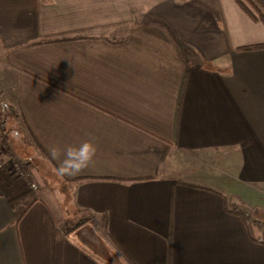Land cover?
<instances>
[{
    "label": "crops",
    "instance_id": "1",
    "mask_svg": "<svg viewBox=\"0 0 264 264\" xmlns=\"http://www.w3.org/2000/svg\"><path fill=\"white\" fill-rule=\"evenodd\" d=\"M261 42L237 0H0V103L48 154L35 192L0 171V264H264Z\"/></svg>",
    "mask_w": 264,
    "mask_h": 264
},
{
    "label": "rangeland",
    "instance_id": "2",
    "mask_svg": "<svg viewBox=\"0 0 264 264\" xmlns=\"http://www.w3.org/2000/svg\"><path fill=\"white\" fill-rule=\"evenodd\" d=\"M105 33L107 34H112L110 35L111 37H115L113 34L114 32L111 31V30H106L104 31ZM48 41H51L50 39ZM2 77V76H0ZM4 92L3 90H0V96L3 95ZM2 104V103H0ZM3 111L4 112H7L8 114H10V111H15V113H17V117L19 118V114L18 113V110L8 104V103H4L3 102ZM8 117V121L5 122V121H0V145L2 143V141L4 142V138L6 137V135H8V132L9 130L11 129V126H12V122H13V119L11 117V115H8L6 116V119ZM21 118V117H20ZM17 120H20V119H17ZM4 135V137H3ZM22 134L19 133V130L18 129H13L12 131L10 130V138L11 140L9 142L5 141L6 142V145H7V149H5V152L2 151L0 149V164H6L5 166L7 168H0V171H2L3 173L7 174L9 177H11L9 175V173L7 172L8 170V164L10 165V161H11V157L9 156V152H11V154L14 155V160H21V162H23L24 164H27V169L31 172V176L29 177L31 179V182H36V180L34 179V173H32V169H35V170H40L41 171V166H40V163L39 162H35V158L36 160H39L40 158H44L41 154H40V151H38L35 146V144H28L29 142V138L26 136V141H24V139H21V138H18V137H21ZM5 144V143H4ZM12 146V148H11ZM31 151V152H30ZM45 163L47 165L50 166V163L48 160L44 159ZM15 180H18V181H22L19 177H16ZM37 184V188L36 189H33L30 187V185L28 184L27 180L25 179V183H22L21 185H19V188L16 190L17 192H21V193H32V192H35L37 191V189L39 188V185L38 183L36 182ZM29 200V199H28Z\"/></svg>",
    "mask_w": 264,
    "mask_h": 264
},
{
    "label": "clouds",
    "instance_id": "3",
    "mask_svg": "<svg viewBox=\"0 0 264 264\" xmlns=\"http://www.w3.org/2000/svg\"><path fill=\"white\" fill-rule=\"evenodd\" d=\"M96 146L85 141L79 146L68 145L64 149L50 148V156L58 161L57 173L59 175L75 176L85 170L96 155Z\"/></svg>",
    "mask_w": 264,
    "mask_h": 264
},
{
    "label": "trees",
    "instance_id": "4",
    "mask_svg": "<svg viewBox=\"0 0 264 264\" xmlns=\"http://www.w3.org/2000/svg\"><path fill=\"white\" fill-rule=\"evenodd\" d=\"M239 2V4L242 6V8L254 19H260L261 21H263L264 23V2L262 0H237ZM62 38H51V41H55V40H61ZM264 48V42L261 43H256V44H249V45H244L241 46L240 48H238L239 50H256V49H262ZM3 104H0V121H8V117L6 119V116L11 115L12 119L15 116V111H10V114H8L7 112L3 111ZM11 107V106H10ZM12 108V107H11ZM13 129H16L13 124L11 126V131ZM10 130L8 132V135H6L5 137V141L9 142L11 140L10 138ZM1 135V134H0ZM33 140H34V144L35 146L42 151V153H44V155L47 157L48 154L46 152V150L41 146L40 142L38 141V139L33 136ZM10 143V142H9ZM12 148V146H11ZM13 149V148H12ZM50 158V156H49ZM39 162L40 160H36L35 162ZM4 178V176L0 174V179ZM22 181H20V183H13L12 184V188L15 192H17L16 190L19 188V185H21L22 183H25V179H21ZM19 184V185H18ZM29 199V198H27ZM31 199L28 200V202L26 203V205H28V203L30 202Z\"/></svg>",
    "mask_w": 264,
    "mask_h": 264
},
{
    "label": "built area",
    "instance_id": "5",
    "mask_svg": "<svg viewBox=\"0 0 264 264\" xmlns=\"http://www.w3.org/2000/svg\"><path fill=\"white\" fill-rule=\"evenodd\" d=\"M7 148L8 147L6 145L5 138H4V142L2 141L0 145V149L5 152V149ZM9 156L12 158L10 161V165L8 164L7 172L9 173V175L13 179H15L16 177H19L20 179H26L30 187L33 189H36L37 188L36 182H33V181L31 182V179L29 178L31 176V172L27 169V164H24L23 162H21V160H14L13 158L14 155L11 154V152H9ZM5 165L6 164H0V168L2 167L7 168Z\"/></svg>",
    "mask_w": 264,
    "mask_h": 264
}]
</instances>
